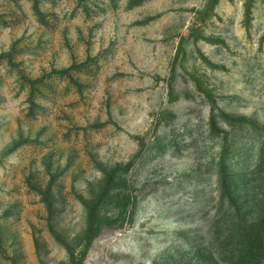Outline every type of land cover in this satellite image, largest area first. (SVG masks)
<instances>
[{
	"label": "rangeland",
	"instance_id": "rangeland-1",
	"mask_svg": "<svg viewBox=\"0 0 264 264\" xmlns=\"http://www.w3.org/2000/svg\"><path fill=\"white\" fill-rule=\"evenodd\" d=\"M0 264H264V0H0Z\"/></svg>",
	"mask_w": 264,
	"mask_h": 264
}]
</instances>
